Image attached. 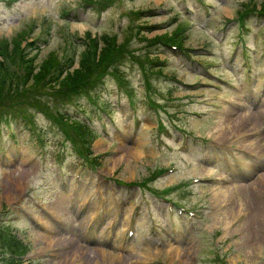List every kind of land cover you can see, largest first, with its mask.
<instances>
[{"label":"rangeland","instance_id":"obj_1","mask_svg":"<svg viewBox=\"0 0 264 264\" xmlns=\"http://www.w3.org/2000/svg\"><path fill=\"white\" fill-rule=\"evenodd\" d=\"M108 1L111 5L102 10ZM188 1L197 11L192 20L181 16L185 0H0V39H10L24 30L31 32L29 41L34 40L36 47L29 53L34 55L36 65L51 50L62 58L73 56V65H77L89 30L93 34L116 33L120 41L131 34L127 42L131 53L123 65L125 81L109 74L94 95L83 91L86 94L77 101L74 98L66 102V112L76 118L87 116L97 131L87 151L95 156L104 154L96 164L100 173L85 168L80 187L73 185V175L77 165L85 160L78 155L79 142L73 141L72 127H68V132L47 112L24 106L21 100L27 95L23 93L17 96L18 102L6 98L0 103V264L8 247L2 243L1 234L5 232L27 244V257L42 256L31 261L33 264H264V221L260 222L259 214L264 211V114H259L264 110V97L260 104H254V93L264 84V15L254 12L246 34L254 64L250 85L243 78L242 63L228 61L236 42L238 22L234 18L246 9H258L264 0H210L215 4L210 8V17L199 0ZM134 10L143 12L136 17ZM228 20L232 25L224 34ZM180 21L186 22L185 30ZM167 31L183 34V46L192 59L181 50L162 45L163 41L149 40ZM206 48L216 53L205 55ZM148 51L151 58L157 59V67L149 71L151 84L138 59L130 56L141 57L149 67ZM213 61L220 65L210 70L233 78L241 90L218 91L203 84L220 83L210 79V73L202 67ZM26 90L31 100H39L50 112L52 107L54 111L61 107L56 102L70 100L57 84L28 83ZM201 94L203 98L224 95L229 101L219 107H206L203 105L208 104L197 101ZM190 97L192 100H187ZM130 100L140 104L138 113L133 112ZM149 100L157 107L149 108ZM103 106L109 108V113L102 110ZM166 109L171 115L165 114ZM188 110L203 113L198 116ZM17 114L28 116V123L18 125L14 119ZM136 117L142 120L138 132L133 130ZM160 119L172 127L181 125L196 137L246 145L252 154L243 155L239 163L246 168V175L240 176L235 168L231 172L225 161H216L213 153L202 146L192 144L185 154L170 153L164 143H157ZM68 133L72 138L66 137ZM42 147L48 148L45 162L41 161ZM59 157L63 158L64 174L57 165ZM172 160H176L177 170L148 183L151 175L169 166ZM220 174L227 178L225 184H189L193 175ZM105 176L119 181L120 193L118 199L109 198L104 213L108 222L102 225L96 186ZM130 182L140 186L129 190ZM214 186L224 187L218 199ZM146 187L182 204H203L208 208L199 220L187 223L184 219H170L167 205L155 200V215L170 226L171 235L150 234L144 212L136 235L126 243L123 235L131 205L143 197ZM239 214L241 217L235 220ZM42 222L55 223V230H42ZM110 223H116L115 232ZM101 251L116 258L104 257Z\"/></svg>","mask_w":264,"mask_h":264},{"label":"trees","instance_id":"obj_2","mask_svg":"<svg viewBox=\"0 0 264 264\" xmlns=\"http://www.w3.org/2000/svg\"><path fill=\"white\" fill-rule=\"evenodd\" d=\"M252 3L253 6H257L256 2ZM259 7L264 13L263 2ZM242 9H240L241 12ZM132 12L135 13L136 17L141 16L136 10ZM183 24H186V22H180L179 25ZM30 33L24 30L10 39L6 37L0 39V102L6 98L15 99L23 93L27 95L28 102L47 112L48 110L40 105L39 100L30 99L29 90H26L27 92L24 91L28 83L34 86L46 85L48 83L56 86L57 84L61 91L65 89L67 93L66 99L69 97L70 100H58L60 102H56L55 104H59L58 106H60V104H64L81 96L83 91L89 94L109 72L115 73L119 80H124L123 76L125 74L121 64L131 53V50L127 46L131 34H127L120 41L116 33L110 34L103 32L102 34H93L89 30L85 35V47L80 52L77 65H73L75 61L73 56L69 55L67 58H62L56 50L49 51L47 56L36 65L34 63V55H30L29 53L31 49L36 47L34 40L29 41L28 36ZM137 33H140V29ZM173 34L175 33L167 31L163 34L156 35L152 39L149 38V40L151 42H157L161 38L162 41H174L182 45L184 42L183 34ZM150 53L149 51L146 53L148 55L146 56L148 58L146 60H151L152 63L149 67L153 69L156 65L152 59L156 58H151L149 56ZM139 62L146 71L148 67L145 66V62L141 59H139ZM146 78L150 79V75L146 74ZM48 114L52 117L55 116V119H57L56 117L60 118L59 121L66 131H69L68 127H72L79 141L90 148L97 132L87 122L71 118L70 116L68 117L60 110L54 111L53 107L52 112L48 111ZM4 229L7 230L8 228ZM9 233L5 232L1 234L2 243L17 252H25L28 247L27 244L17 239L14 235L9 236ZM2 260L3 264H32L22 263L19 257L14 256L4 257Z\"/></svg>","mask_w":264,"mask_h":264},{"label":"bare ground","instance_id":"obj_3","mask_svg":"<svg viewBox=\"0 0 264 264\" xmlns=\"http://www.w3.org/2000/svg\"><path fill=\"white\" fill-rule=\"evenodd\" d=\"M231 110V109H230ZM259 114H264V110H261V112H259ZM228 135V134H227ZM246 146V145H245ZM260 187V186H259ZM214 188H216V189H218V191H216V193H215V195H216V198L218 199L219 198V196L224 192V187H222V186H214ZM258 188V187H257ZM218 196V197H217ZM82 205V204H81ZM256 206H257V204H256ZM81 208V207H80ZM129 209H127V211H128ZM82 212V211H81ZM253 212V211H252ZM236 214V213H235ZM259 214H260V222L262 223L263 221H264V211L262 210V211H260L259 212ZM233 215V214H232ZM227 223V222H226ZM44 237H47L46 235H43ZM78 252V251H77ZM100 251H98L97 253H99ZM79 253V252H78ZM101 253L103 254V256L104 257H106V256H108L109 257V259H113V258H116L114 255H111L110 256V254H108V253H106V252H104V251H101ZM83 255V254H82ZM94 256L96 257V252L94 253ZM95 257H93V258H95ZM74 258V257H73ZM93 258L92 259H90V261L91 260H93ZM75 260V259H74ZM116 260V259H115ZM55 262H51V264H54Z\"/></svg>","mask_w":264,"mask_h":264}]
</instances>
